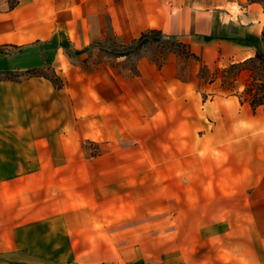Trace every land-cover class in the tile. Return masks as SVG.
Segmentation results:
<instances>
[{
  "label": "crops",
  "instance_id": "crops-1",
  "mask_svg": "<svg viewBox=\"0 0 264 264\" xmlns=\"http://www.w3.org/2000/svg\"><path fill=\"white\" fill-rule=\"evenodd\" d=\"M107 27L225 67L263 48L264 0H0V70L63 82L0 78V264H264V107L239 79L186 144L145 98L99 107L65 69Z\"/></svg>",
  "mask_w": 264,
  "mask_h": 264
},
{
  "label": "rangeland",
  "instance_id": "rangeland-1",
  "mask_svg": "<svg viewBox=\"0 0 264 264\" xmlns=\"http://www.w3.org/2000/svg\"><path fill=\"white\" fill-rule=\"evenodd\" d=\"M139 37L123 39L110 27L105 28L102 38L71 56V63L65 69L67 85L77 93H92L98 98L99 107L113 105L115 111L128 104L136 108L145 98L147 113H152L153 109L160 110L163 129L171 125L172 122L167 126L170 115L173 121L177 118L178 128H187L183 135L177 137L179 143L189 142L191 131L197 139L202 130L196 123L203 120L204 102L223 89L222 77H226L227 88L232 86L228 83L232 72L228 68L223 71L224 66L220 65L204 68L202 59L191 52L187 43L172 36L160 35L158 39L123 55ZM11 52L16 50L0 48V54ZM247 67L238 68H243L238 75L242 84L249 79ZM41 72L61 87L63 82L54 69ZM29 76H36V73L0 70V78L22 80ZM212 76L214 81L211 83ZM224 90L227 91L225 94L231 92L230 89ZM87 146L92 152L101 153L97 143L87 142Z\"/></svg>",
  "mask_w": 264,
  "mask_h": 264
},
{
  "label": "trees",
  "instance_id": "trees-1",
  "mask_svg": "<svg viewBox=\"0 0 264 264\" xmlns=\"http://www.w3.org/2000/svg\"><path fill=\"white\" fill-rule=\"evenodd\" d=\"M153 34V35H152ZM160 36V33L156 30L147 31L141 34L139 39H137L136 43L134 45H131L126 48V51L123 53V55H126L128 53H131L146 43H148L150 40H156ZM263 38V48L256 50V53L253 57L239 63H232L228 66L223 68V71L228 68V71L232 72V78L228 81L230 85H232L230 88H227L225 86L226 84V77H222V88L223 89H230L231 92H233L236 88V82L238 80V75L242 72L243 68L238 69L241 66L247 65L248 69L250 71L249 79L247 83H245L244 90L241 94V97L248 101L253 109H256L258 107H264V31L262 34ZM204 68L208 69V67L203 64ZM42 70H31L28 71L29 73H36V75L40 76L43 75L47 78H49L47 75H45ZM60 80V79H59ZM55 86H60V84H57L53 79H51ZM214 81L213 76L210 78V82L212 83Z\"/></svg>",
  "mask_w": 264,
  "mask_h": 264
}]
</instances>
